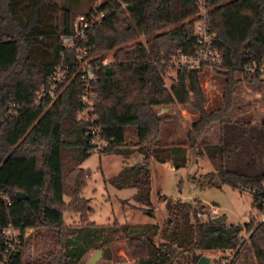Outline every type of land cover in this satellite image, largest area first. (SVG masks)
Returning <instances> with one entry per match:
<instances>
[{"label": "trees", "instance_id": "1", "mask_svg": "<svg viewBox=\"0 0 264 264\" xmlns=\"http://www.w3.org/2000/svg\"><path fill=\"white\" fill-rule=\"evenodd\" d=\"M125 1L122 6L118 0H102L99 8L107 13L87 32L95 44L94 54L113 50V62L95 66L93 112L98 116L101 136L108 140L102 152L128 145L127 133L132 130L135 140L129 144L143 155L140 161L122 166L108 182L118 189L133 188L136 207L153 216L149 159L169 161L175 170L188 163L185 145L155 142L164 118L154 107L178 103L189 104L198 112L187 146L196 156L205 155L212 166L187 179L200 187H258L264 178V121L231 120L228 114L239 82L263 81L242 69L264 57V0H207L212 43L223 59L213 68L226 79L223 105L212 110L204 107L199 69H178L177 82L169 88L163 79L172 54L195 52L196 0ZM66 10L59 0H0V259L5 248L1 229L11 222L21 231L52 228L57 243L43 262L23 263L20 236L21 247L9 264H75L103 232V242L96 247H103L110 235L120 232L135 264H195L202 250H230L229 264H264V223L203 222L196 216V200L168 199L167 219L161 225L65 224V208L81 216L91 211L88 199L81 195L87 179L81 165L92 144L84 134L87 122L76 118L82 108L80 79L74 76L50 102L34 105L33 101L53 66L62 59L60 36L69 31L70 24ZM139 35L145 37L144 42L136 40ZM73 54L70 51L64 58L75 67L78 62ZM237 74H242V79ZM10 103L16 105V113L6 116ZM214 122L220 124L218 144L198 148L196 137ZM11 162L28 163L31 185L21 181L23 175H1L5 168L11 170ZM16 191H23L26 197L17 200ZM263 201L264 191L251 195L252 207L261 208ZM243 231L249 234L241 240Z\"/></svg>", "mask_w": 264, "mask_h": 264}, {"label": "rangeland", "instance_id": "2", "mask_svg": "<svg viewBox=\"0 0 264 264\" xmlns=\"http://www.w3.org/2000/svg\"><path fill=\"white\" fill-rule=\"evenodd\" d=\"M99 1L101 0H59V4L68 9L65 11V16L67 19H71L76 13L88 9ZM136 40L144 42L145 37L139 35ZM112 51L108 50L103 54L110 57ZM177 70L175 66L169 65V63L165 67L163 79L167 88L177 82ZM237 76L242 79V74H237ZM198 78L205 100L204 107L207 110L221 107L224 102L225 76L217 72L213 66H202L198 71ZM154 109L164 118L159 137L155 141L156 144L185 145L187 147L188 163L186 167L175 170L170 162L160 163L153 158L149 159L152 178L151 208L153 216L136 207L138 203L131 197L134 192L133 188L118 189L108 182V178L116 175L122 166L140 161L143 158L137 147L129 144L135 140L131 130L127 133V140H130L128 145L115 147L109 152L91 151L90 155L82 162L81 166L85 170L84 177H87V179L81 195L88 199L91 211L81 216L65 208L63 211L65 224L81 226L93 222L96 226L106 227L114 222L118 224L156 222L161 225L167 219L166 201L168 199L171 201L176 199L181 201L190 200V202L196 200L198 204H215L222 208L221 211L227 216L224 223L229 224H243L246 216L250 217V213L253 212L255 214L249 193L239 192L238 189L231 188L228 185L217 188L214 185L205 184L200 187L198 183H192L191 180L187 179L189 175L198 176L212 169L205 155L196 156L193 149L187 146L189 143V130L192 123L198 119V112L189 104L178 103L156 106ZM228 116L231 120L249 121L251 123L264 121V82L261 81L259 84L239 82L233 91V103ZM219 138L220 124L214 122L200 136L196 137V144L198 148H202L207 144L217 145ZM22 164L21 162H11V170L5 168L1 175L9 177L11 174L13 176L20 174L23 175L20 179L24 181L25 186L31 185L33 180L31 169L27 162L24 165ZM180 180L181 184L179 186ZM3 196L6 195L3 194ZM123 199H127V202H123ZM16 229L21 232L22 235L20 236L24 242L22 246L23 263L43 262L46 254L53 251L56 246L57 233L52 228L27 227L23 231L19 228ZM105 233L103 232L102 237L100 235L95 239L93 245L87 248L75 264H83L97 248H102V255L96 264H135L134 259L126 252L120 232L110 235V240L103 247H96L103 242ZM20 247L21 243H19L18 248ZM201 252L210 256L213 264L216 262V258L230 257L231 253L230 250H202Z\"/></svg>", "mask_w": 264, "mask_h": 264}, {"label": "built area", "instance_id": "3", "mask_svg": "<svg viewBox=\"0 0 264 264\" xmlns=\"http://www.w3.org/2000/svg\"><path fill=\"white\" fill-rule=\"evenodd\" d=\"M122 6L126 4L125 0H118ZM102 0L94 3L85 11L76 13L70 19L69 31L61 34L60 38L64 46L62 51V59L55 64L47 75L45 83L42 84L36 92L34 105L43 104L45 101H52L57 98L68 82L78 76L82 84V91L79 94V99L82 108L77 113V120L87 122L84 134L91 140V151L102 152L108 145V140L101 136V127L96 123L97 114L93 112L96 105V92L94 90V82L96 80L95 66L107 65L113 62V55L110 57L102 54H94L95 44L88 39L87 32L93 25L100 23L106 15V9H100L99 6ZM198 10L193 23L194 35V54L174 53L168 58V63L175 66L177 69L195 70L202 66H220L223 62L222 54L213 46L212 39L214 32L209 25L207 0H196ZM70 51H74V62L78 65L73 67L64 57ZM243 72L248 75H256L263 78L264 82V57L259 62H254L243 66ZM16 113V105L10 103L7 107L6 116ZM264 191V178L258 187H247L239 192H247L250 195L256 194L258 191ZM7 204H10L9 199L3 196ZM219 206L209 204H198L196 216L203 222L213 220L214 216L224 214ZM255 214L250 213V217L245 218V222L252 225L264 223V201L261 208L253 207ZM225 221V220H224ZM223 221V222H224ZM227 225L229 223H226ZM17 227L11 222H8L2 227L1 233L4 236L5 248L2 251L0 264H9L12 260V255L18 249L20 243V234ZM249 232L243 231L240 239L247 238ZM231 252V251H230ZM232 257L216 258L217 264H229Z\"/></svg>", "mask_w": 264, "mask_h": 264}, {"label": "water", "instance_id": "4", "mask_svg": "<svg viewBox=\"0 0 264 264\" xmlns=\"http://www.w3.org/2000/svg\"><path fill=\"white\" fill-rule=\"evenodd\" d=\"M15 198L17 200L24 199L26 194L23 191H16ZM227 218L226 214H220L213 217L214 222H223ZM102 255V248H97L85 261L83 264H96ZM195 264H213L210 256L201 254Z\"/></svg>", "mask_w": 264, "mask_h": 264}, {"label": "crops", "instance_id": "5", "mask_svg": "<svg viewBox=\"0 0 264 264\" xmlns=\"http://www.w3.org/2000/svg\"><path fill=\"white\" fill-rule=\"evenodd\" d=\"M168 163H169V161H167ZM171 168V167H170ZM189 199H191V198H189ZM225 214V213H224Z\"/></svg>", "mask_w": 264, "mask_h": 264}]
</instances>
